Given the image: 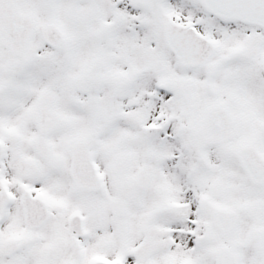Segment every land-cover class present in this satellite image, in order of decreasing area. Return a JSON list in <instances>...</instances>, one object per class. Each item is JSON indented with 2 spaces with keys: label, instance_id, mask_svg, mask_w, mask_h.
<instances>
[{
  "label": "snow or ice",
  "instance_id": "obj_1",
  "mask_svg": "<svg viewBox=\"0 0 264 264\" xmlns=\"http://www.w3.org/2000/svg\"><path fill=\"white\" fill-rule=\"evenodd\" d=\"M0 264H264V0H0Z\"/></svg>",
  "mask_w": 264,
  "mask_h": 264
}]
</instances>
